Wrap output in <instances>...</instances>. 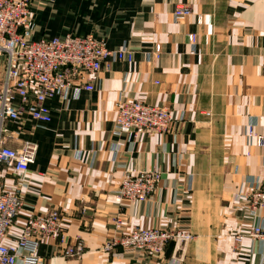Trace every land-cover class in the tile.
<instances>
[{
  "label": "crops",
  "instance_id": "obj_1",
  "mask_svg": "<svg viewBox=\"0 0 264 264\" xmlns=\"http://www.w3.org/2000/svg\"><path fill=\"white\" fill-rule=\"evenodd\" d=\"M177 3L191 13L176 19ZM31 13L34 38L92 34L124 57L101 70L92 91L48 99L50 122L26 116L19 125L10 145L31 140L38 152L22 179L0 172V185L22 196L10 237L28 217L57 209L63 242L40 244L42 264H262L246 197L264 187V145L246 129L264 134V0H33ZM121 98L167 106L172 127L114 134ZM152 167L161 175L149 199L115 201L125 173ZM257 215L264 222L263 208ZM118 217L126 229L186 228L194 238L168 242L161 257L105 252ZM78 241L83 251L64 256Z\"/></svg>",
  "mask_w": 264,
  "mask_h": 264
},
{
  "label": "built area",
  "instance_id": "obj_2",
  "mask_svg": "<svg viewBox=\"0 0 264 264\" xmlns=\"http://www.w3.org/2000/svg\"><path fill=\"white\" fill-rule=\"evenodd\" d=\"M33 0H0V172L9 169L22 179L35 162L38 144L21 141L17 147L10 141L18 137L19 125L26 116L43 123L51 121V109L46 101L55 96L66 97L74 87L87 91L94 89V82L102 69L110 71L112 61L124 57V49L107 47L102 39L92 34L78 35L68 32L62 36L33 37L31 6ZM191 13L186 3H177L173 10L176 19ZM190 39L195 42L196 35ZM161 46L155 45V52ZM208 115L209 113H205ZM174 122L166 106L150 104L145 100L121 98L117 104L114 134L134 138L142 134L168 131ZM246 134L258 146L264 145V134L252 126ZM160 174L155 169L127 172L122 177L115 201L124 199L146 201L156 189ZM247 208L253 219L248 235L264 241V222L257 210L264 209V187L252 189L247 195ZM22 206L19 187L0 185V264H42L38 255L45 239L63 242L62 215L57 209L28 217L19 236L10 237L9 230ZM117 227L123 224L118 217ZM114 222V221H113ZM246 233L235 236L241 242ZM194 238L189 229H144L132 227L106 238L102 250L113 252L133 248L152 257L162 255L168 242L183 244ZM84 249L81 241L67 247L63 254L71 257ZM264 264V260L262 261Z\"/></svg>",
  "mask_w": 264,
  "mask_h": 264
},
{
  "label": "rangeland",
  "instance_id": "obj_3",
  "mask_svg": "<svg viewBox=\"0 0 264 264\" xmlns=\"http://www.w3.org/2000/svg\"><path fill=\"white\" fill-rule=\"evenodd\" d=\"M175 7V6H174ZM191 35V34H190ZM192 41V40H191ZM160 45V44H159ZM127 99V98H126ZM131 100H137V99H131ZM167 107V106H166ZM251 126V125H250ZM249 126V127H250ZM246 131H247V129H246ZM247 135V134H246ZM150 169H155V170H157L158 172H159V174L161 175V171L159 170V168H156V167H152V168H150ZM144 170H147V169H144ZM119 188V187H118ZM118 193V192H117ZM116 197V196H115ZM125 200V199H124ZM128 200V199H127ZM131 201H136V200H131ZM116 219L117 218H114V222L115 223H117V221H116ZM116 229H117V233H115V234H120L121 232H128V231H130V229H126L125 228V225H124V223L122 224V226L120 227V228H118L117 227V224H116ZM136 227V226H135ZM139 228H143V227H139ZM155 228H159V227H151V228H144V229H155ZM162 229H171V228H162ZM175 229V228H174ZM171 230H173V229H171ZM172 242V241H171ZM159 257H161V256H159Z\"/></svg>",
  "mask_w": 264,
  "mask_h": 264
}]
</instances>
